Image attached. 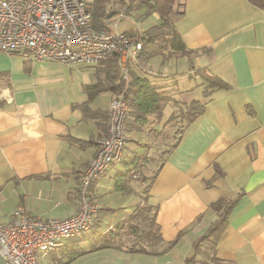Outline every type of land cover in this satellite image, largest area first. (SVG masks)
<instances>
[{"label":"crops","instance_id":"0c3cea01","mask_svg":"<svg viewBox=\"0 0 264 264\" xmlns=\"http://www.w3.org/2000/svg\"><path fill=\"white\" fill-rule=\"evenodd\" d=\"M154 18L157 23V14ZM172 20L190 51H164L149 59L150 78L159 85L177 82L176 98L203 101L202 113L182 123L146 200L143 182L132 180L129 192L114 187L124 162L145 152L142 144L151 139L143 129L131 130L121 160L90 187L89 199L100 208L89 230L67 238L57 250L39 253L38 264H183L194 239L217 218L211 204L219 199L232 206L215 256L228 264H264V8L248 0H182ZM109 27L137 29L123 18ZM97 66L0 50V222L10 220L18 206L41 218H65L77 210L79 178L106 132L114 95L103 90L88 99L84 88L97 80ZM201 67L228 87L204 97L194 75ZM182 72L192 87H179ZM171 107L156 125L167 124ZM144 201L155 207L162 239H175L170 249L159 254L91 249Z\"/></svg>","mask_w":264,"mask_h":264},{"label":"built area","instance_id":"2783aa9c","mask_svg":"<svg viewBox=\"0 0 264 264\" xmlns=\"http://www.w3.org/2000/svg\"><path fill=\"white\" fill-rule=\"evenodd\" d=\"M90 0H0V50L34 60L94 66L116 53L126 79V62L141 50L132 30L96 29ZM121 14V13H119ZM134 30V29H133ZM127 104L114 95L108 108L106 135L98 141L78 183V208L65 218H41L18 206L11 219L0 222V254L8 264H38L39 253L61 248L67 238L89 230L99 203L89 199V183L121 160L127 144L124 120Z\"/></svg>","mask_w":264,"mask_h":264},{"label":"trees","instance_id":"16d2710c","mask_svg":"<svg viewBox=\"0 0 264 264\" xmlns=\"http://www.w3.org/2000/svg\"><path fill=\"white\" fill-rule=\"evenodd\" d=\"M109 1L90 0L88 2L87 8L90 11L91 23L94 28L98 29L104 24H113L118 19L123 18L128 12L138 9H143L146 15L156 13L158 22L142 31L138 29L132 30V37L141 42V50L136 58L127 60L126 79L121 75L122 67L118 63L116 53L106 55L98 62L96 67L97 80L84 88L88 99L90 100L93 95L103 90H109L114 95L121 94L127 104V115L124 120V129L127 133L133 129H141L146 126L150 123V117H153L151 122L154 120L157 122L165 114L164 110L167 106L172 107L165 120L172 118L175 104L179 106L178 111L182 119L190 123L197 115L202 113L203 101L192 100L186 103L176 98V92L173 93L172 91L175 89L177 82L161 85L153 83L150 78L153 74L147 66L149 59L156 55H162L164 51L178 54H186L190 51L186 49L173 25L172 15L176 13L173 11L174 0H115L123 9L120 12L108 7ZM248 1L264 8V0ZM195 74L201 79L204 88L202 93L206 98L215 89L228 87L227 83L204 67L195 69ZM189 76L191 77V74ZM81 109L89 116L87 103H83ZM107 118L108 113L106 124ZM164 125L162 123L160 128L163 129ZM105 135L106 132L103 136ZM128 140L129 137L127 142ZM177 140L178 136L162 153L158 154L159 157L157 158L147 155L145 152L141 154L135 153L132 159L124 162L125 170L114 177L115 189L121 192H129L132 180L143 182L144 187L141 194L143 200H146V192L150 183L167 153L177 144ZM142 145L146 148L148 144ZM94 180L88 185V197L90 196V187ZM231 206V201L222 199L211 204V207L218 212L217 218L209 224L208 228L200 236L194 239L192 252L184 258L183 264H228L215 256L214 247L227 224ZM133 218L137 222H133ZM124 236L128 238H124ZM174 242L175 239L168 241L162 239L158 225L155 222V207L144 201L126 220L116 224L114 231H109L101 242L91 249L96 247H117L127 251L159 254L170 249Z\"/></svg>","mask_w":264,"mask_h":264},{"label":"rangeland","instance_id":"374dc122","mask_svg":"<svg viewBox=\"0 0 264 264\" xmlns=\"http://www.w3.org/2000/svg\"><path fill=\"white\" fill-rule=\"evenodd\" d=\"M181 3H182V0H174L173 11L176 12L178 9H180ZM107 6L109 8H113L115 11L117 10L118 12L123 10L120 7L119 3L115 0H110ZM154 16H156V13L153 16L151 14L146 15L143 9H138V10H132L128 12V14H125L123 19H127V21L132 22L138 30L142 31L144 29H147L150 25L156 22V18H154ZM173 54H176V53H169L168 55H173ZM177 69L178 71H180L181 68L178 67ZM177 79H178L180 88H185V86H189V85L190 87H192V85L194 84L193 80L191 81V79L188 78L184 72L179 73L177 76ZM195 92L197 93V88ZM178 110H179V106L178 104H175V109L173 110V113H172L173 116L172 118L167 119L166 121L167 124L164 125L163 129L160 128V124L156 125L157 122L155 120L151 122L153 117H150L151 118L150 123H148L146 126L141 128L143 129L144 132L146 131L151 134V139L147 141L148 145L145 149V154L154 156L156 158L159 157L158 154L162 153V151H164L165 148L168 145H170V143L174 141V139L178 136V133L180 131L179 129L181 128L182 123L185 122V120H183L182 117L179 115L180 113ZM160 120H163L162 117L158 121ZM127 137L129 138L131 137L129 133H127ZM135 221L137 222V220L133 218V222ZM79 261L80 260H78V262Z\"/></svg>","mask_w":264,"mask_h":264},{"label":"water","instance_id":"95a60500","mask_svg":"<svg viewBox=\"0 0 264 264\" xmlns=\"http://www.w3.org/2000/svg\"><path fill=\"white\" fill-rule=\"evenodd\" d=\"M0 264H8L6 260L0 254Z\"/></svg>","mask_w":264,"mask_h":264}]
</instances>
